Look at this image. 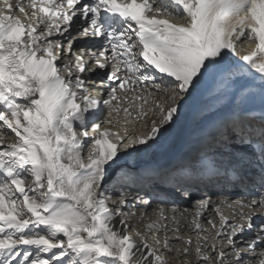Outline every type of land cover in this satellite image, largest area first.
<instances>
[{"label": "snow or ice", "instance_id": "snow-or-ice-1", "mask_svg": "<svg viewBox=\"0 0 264 264\" xmlns=\"http://www.w3.org/2000/svg\"><path fill=\"white\" fill-rule=\"evenodd\" d=\"M202 89L198 147L132 191ZM174 260L264 264V0H2L0 264Z\"/></svg>", "mask_w": 264, "mask_h": 264}, {"label": "bare ground", "instance_id": "bare-ground-1", "mask_svg": "<svg viewBox=\"0 0 264 264\" xmlns=\"http://www.w3.org/2000/svg\"><path fill=\"white\" fill-rule=\"evenodd\" d=\"M12 2L14 3L15 0H12ZM0 4H2V0H0ZM16 14H19L18 10ZM253 46L254 45L251 43H244L242 45H238L237 47L238 50L242 52H247ZM104 78L106 79V77ZM92 79L99 83L97 77L94 76ZM93 94H95V91L93 92ZM102 94L105 97L107 95L106 91H103ZM205 101L206 89H202L201 92L193 98L190 105L185 109L183 116L179 120H177L176 123H174L172 126L165 128L163 135L152 148H150L147 152L138 154L134 153L131 156L120 161L116 165L121 168L125 167V169H116L117 171H132L136 174V181L133 188L131 189L132 191H136L137 188L143 187L150 182L149 177L151 174V170L163 167L165 166V164L169 165L173 162H177L182 157V155L190 149V146L197 140L199 120L202 115L201 108ZM107 114L108 110L107 108H105L104 116H107ZM104 116H101L100 118L103 119ZM122 118L123 117L121 116V119ZM150 120L151 113H149L148 118L145 120H141L139 122H136L135 124H127V129L129 132H135L138 134L143 133L147 130V127H150ZM118 127L120 126L118 125ZM196 147H198V145ZM87 153L88 148L85 147V159H87ZM173 159L176 160L172 162ZM207 191L208 190L203 188L202 186L199 188H193L191 198H184L181 196L177 199L175 205H166V207L172 208L173 206H175L180 211L188 209L189 213H191L196 201L203 199ZM234 198L235 197H233V199ZM212 199H216V196L213 195ZM156 204L157 202L153 201L152 207L146 208L145 211L149 215H151L153 209L156 207ZM125 210L127 211L128 209ZM223 212L225 215L230 214V210L227 207L223 209ZM169 215H171V212H169ZM208 216L216 218L214 216V213L211 211L206 213V218ZM133 223L135 224V222ZM174 264H179V262L174 260Z\"/></svg>", "mask_w": 264, "mask_h": 264}, {"label": "rangeland", "instance_id": "rangeland-1", "mask_svg": "<svg viewBox=\"0 0 264 264\" xmlns=\"http://www.w3.org/2000/svg\"><path fill=\"white\" fill-rule=\"evenodd\" d=\"M10 138H11V135H10ZM198 144H197V140L190 146V148H196V146H197ZM177 159V158H176ZM176 159H173L172 160V162L173 161H175ZM164 165V164H163ZM165 165H167V164H165ZM127 167H131V166H127ZM124 169H125V167H123ZM123 168H121V167H119V166H116V169H123Z\"/></svg>", "mask_w": 264, "mask_h": 264}, {"label": "water", "instance_id": "water-1", "mask_svg": "<svg viewBox=\"0 0 264 264\" xmlns=\"http://www.w3.org/2000/svg\"><path fill=\"white\" fill-rule=\"evenodd\" d=\"M172 159V158H171Z\"/></svg>", "mask_w": 264, "mask_h": 264}]
</instances>
